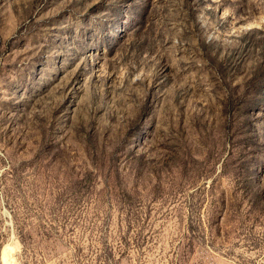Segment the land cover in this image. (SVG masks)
<instances>
[{
	"label": "rangeland",
	"instance_id": "obj_1",
	"mask_svg": "<svg viewBox=\"0 0 264 264\" xmlns=\"http://www.w3.org/2000/svg\"><path fill=\"white\" fill-rule=\"evenodd\" d=\"M6 248L264 264V0H0Z\"/></svg>",
	"mask_w": 264,
	"mask_h": 264
},
{
	"label": "bare ground",
	"instance_id": "obj_2",
	"mask_svg": "<svg viewBox=\"0 0 264 264\" xmlns=\"http://www.w3.org/2000/svg\"><path fill=\"white\" fill-rule=\"evenodd\" d=\"M6 249L3 251V262H4V264H6Z\"/></svg>",
	"mask_w": 264,
	"mask_h": 264
},
{
	"label": "trees",
	"instance_id": "obj_3",
	"mask_svg": "<svg viewBox=\"0 0 264 264\" xmlns=\"http://www.w3.org/2000/svg\"><path fill=\"white\" fill-rule=\"evenodd\" d=\"M2 260H3V255H2ZM9 261V255H8V248L6 250V264H8Z\"/></svg>",
	"mask_w": 264,
	"mask_h": 264
}]
</instances>
